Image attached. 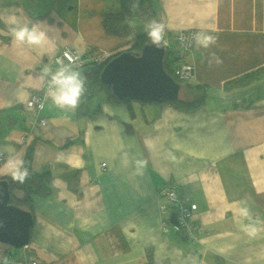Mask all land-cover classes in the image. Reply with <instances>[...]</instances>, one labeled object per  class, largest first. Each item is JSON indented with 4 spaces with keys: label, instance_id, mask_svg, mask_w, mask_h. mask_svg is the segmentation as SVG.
Wrapping results in <instances>:
<instances>
[{
    "label": "crops",
    "instance_id": "crops-1",
    "mask_svg": "<svg viewBox=\"0 0 264 264\" xmlns=\"http://www.w3.org/2000/svg\"><path fill=\"white\" fill-rule=\"evenodd\" d=\"M156 7L151 21L163 22L166 36L214 37L210 47L181 54L195 66L189 80L210 87L209 103L187 111L133 101L132 114L99 95V110L80 116L81 102L62 110L48 95L39 112L27 106L43 89L41 69L54 71L53 58L67 46L83 55L130 49L147 23L133 17L130 36L107 33L103 16L120 10L116 0H0V152L8 155L0 179L32 145L33 168L51 174L52 188L34 206L29 243L3 244L14 263L0 264H264V80L249 85V105L224 89L264 66V0H157ZM33 24L46 34L42 44L13 42L14 27ZM76 171L73 191L67 178ZM170 180L197 204L200 236L160 211L167 199L157 190Z\"/></svg>",
    "mask_w": 264,
    "mask_h": 264
},
{
    "label": "trees",
    "instance_id": "trees-1",
    "mask_svg": "<svg viewBox=\"0 0 264 264\" xmlns=\"http://www.w3.org/2000/svg\"><path fill=\"white\" fill-rule=\"evenodd\" d=\"M119 5L120 10L115 12H107L104 15L103 25L107 33L121 35L128 37L131 33L130 21L129 19L136 17L139 20H148L154 18L157 10V0H116ZM0 28H4V24L0 19ZM169 36L165 35L167 39ZM173 35H170V39H173ZM151 42L146 32L140 33L134 40L133 44L130 47L133 51H140L144 44ZM120 52L114 53L113 56ZM112 56V57H113ZM110 57L109 60L112 58ZM108 60V61H109ZM106 61V63L108 62ZM185 61V62H184ZM184 63L188 62L184 59ZM105 62L96 64L89 63L78 68L86 80V90L82 96L81 104L78 108V113L80 116L94 115L93 113L99 110V105L92 108L89 104L91 100L99 95H103L105 100L116 102V103H126L128 105L131 113L134 114L132 102H138L141 105L153 104L151 102H139L134 99L117 98L113 92L110 85L105 84L101 81L100 74L103 70V67L106 64ZM179 63V58L176 57L174 52L167 48L166 55L164 57V66L166 71L171 74L175 79L182 84L183 93L179 100L176 101H164L162 103L172 104L175 108L191 111L196 108L204 106L209 100V90L210 87L207 84L192 83L188 78H179L175 74V68ZM190 64V63H189ZM264 80V66H260L252 71L246 72L235 78L227 80L224 84V89L227 92L233 91V94L237 89H245L246 94H242L234 97H238L239 100H244V103H249L251 97L250 93L255 92V88L249 86L250 84L258 81ZM232 94V95H233ZM233 97V98H234ZM229 105L232 104L233 107L241 105L239 102H233L231 98H227ZM236 99V100H237ZM235 100V101H236ZM209 103V102H208ZM252 103V102H251ZM249 103V104H251ZM99 104V102H98ZM248 104V105H249ZM248 105H245L248 106ZM32 145L28 147L25 156L23 157L24 168L27 169L28 175L24 182L14 180L12 176H9L5 179L8 180L10 191L13 193L15 190L23 192V198H18L15 195H12L11 203L20 206L26 210L34 213V206L38 199L48 197L52 194L51 188V174L49 172H37L33 168V158H32ZM68 185L73 191H77L79 187L80 172L76 171L74 174L68 176ZM175 181V180H170ZM169 182V181H167ZM164 182V183H167ZM177 182V181H175ZM163 183V184H164ZM178 183V182H177ZM162 185V184H161ZM179 185V183H178ZM160 187V186H159ZM158 187V188H159ZM177 190L182 194L181 186L177 187ZM157 196L165 197L167 202L160 205V208L163 205H168L167 196L159 195L157 190ZM197 206L196 203H193ZM197 213V212H196ZM168 214V213H167ZM169 215V214H168ZM196 215V214H195ZM195 224H198V221L193 220ZM37 261V259H35ZM38 262V261H37ZM39 264V262H38ZM146 264H155L152 261L147 262Z\"/></svg>",
    "mask_w": 264,
    "mask_h": 264
},
{
    "label": "water",
    "instance_id": "water-1",
    "mask_svg": "<svg viewBox=\"0 0 264 264\" xmlns=\"http://www.w3.org/2000/svg\"><path fill=\"white\" fill-rule=\"evenodd\" d=\"M167 45L157 48L152 42L140 51L127 49L113 56L103 67L101 81L119 98L153 104L179 100L182 84L164 66ZM8 180L0 179V242L15 248L24 247L31 238L34 216L31 211L11 203ZM170 221L178 224L176 212Z\"/></svg>",
    "mask_w": 264,
    "mask_h": 264
},
{
    "label": "built area",
    "instance_id": "built-area-1",
    "mask_svg": "<svg viewBox=\"0 0 264 264\" xmlns=\"http://www.w3.org/2000/svg\"><path fill=\"white\" fill-rule=\"evenodd\" d=\"M200 32L196 30H185L179 32L176 36L173 37L174 43L170 38H167V48H170L176 57L179 58V63L175 68V74L178 75L179 78H188L194 72V64L184 63V59L181 56L182 52L185 51L191 52L196 49L199 45H197L194 36L199 34ZM201 46H199L200 48ZM198 48V49H199ZM89 51L86 54H80L75 48L71 46H67L61 49L57 55L53 58L52 62L55 66L57 65V60H60L63 63H70L69 57L72 58L74 62V67L79 68L85 65L88 62L102 63L105 61L107 57L110 56V52L107 50H100L99 52ZM184 61V62H183ZM48 95V81L44 79L43 89L33 93L27 101V106L29 108H33L37 112L43 109L46 96ZM38 123L41 125L46 124V118H39ZM8 155L4 152H0V163H2ZM178 183L175 181H169L160 185L158 188L159 195L167 196L168 205H163L160 209L163 213H168L169 215L172 212H176L178 216V225L187 230L189 236L194 237L197 232L200 234L204 231V228L198 224L193 222L195 218V214L197 212V206L193 203H187L183 195L177 190ZM169 225V219H165L162 222V227H166ZM0 261L14 263L12 259H8L3 250V244L0 242ZM20 264H38V262L33 259L29 261H21L18 260Z\"/></svg>",
    "mask_w": 264,
    "mask_h": 264
},
{
    "label": "clouds",
    "instance_id": "clouds-1",
    "mask_svg": "<svg viewBox=\"0 0 264 264\" xmlns=\"http://www.w3.org/2000/svg\"><path fill=\"white\" fill-rule=\"evenodd\" d=\"M166 25L157 20H152L144 25L145 32L152 44L157 48L166 46L165 38ZM13 42L27 45H39L46 39L45 32L36 24L31 26L22 25L12 29ZM197 45L208 48L215 39L208 34L199 33L194 36ZM70 63H63L57 60L58 67L53 71L45 66L41 69L42 78L48 81V97L52 104L62 110H75L86 90V80L82 73L74 67L72 58H68ZM10 174L14 180L21 183L26 179L28 172L24 168L23 160L10 161ZM242 217H249L247 207H242L240 210Z\"/></svg>",
    "mask_w": 264,
    "mask_h": 264
},
{
    "label": "rangeland",
    "instance_id": "rangeland-1",
    "mask_svg": "<svg viewBox=\"0 0 264 264\" xmlns=\"http://www.w3.org/2000/svg\"><path fill=\"white\" fill-rule=\"evenodd\" d=\"M105 15V14H104ZM151 19H154V18H151ZM151 19H148V20H142V21H144L145 23H148V22H150L151 21ZM103 20H104V16H103ZM138 20V19H137ZM139 21H141V20H139ZM104 26V25H103ZM104 29H105V27H104ZM106 31V30H105ZM110 35H115V34H111V33H109ZM121 36V35H120ZM125 37V36H124ZM171 41L174 43L175 41L173 40V39H171ZM71 47H73V46H71ZM74 48V47H73ZM199 48V46L198 47H196V49H198ZM102 50H106L105 48H101ZM100 48H98V51H96V52H99L100 50H101ZM127 50V49H126ZM121 51H124V50H120V52ZM185 52V51H184ZM111 53V52H110ZM116 53V52H115ZM112 54H114V53H112ZM106 61H108V57L105 59V63H106ZM89 63H95V62H88V63H86V64H89ZM103 63V62H102ZM85 64V65H86ZM247 92H246V90L245 89H237L236 91H235V94L237 95V96H240V95H242V94H246ZM98 98L99 97H96L95 99H94V101H92V103H91V106L92 107H94L98 102H97V100H98Z\"/></svg>",
    "mask_w": 264,
    "mask_h": 264
},
{
    "label": "bare ground",
    "instance_id": "bare-ground-1",
    "mask_svg": "<svg viewBox=\"0 0 264 264\" xmlns=\"http://www.w3.org/2000/svg\"><path fill=\"white\" fill-rule=\"evenodd\" d=\"M113 55H114V54H111V53H110V56L108 57V60H109V58L112 57Z\"/></svg>",
    "mask_w": 264,
    "mask_h": 264
}]
</instances>
